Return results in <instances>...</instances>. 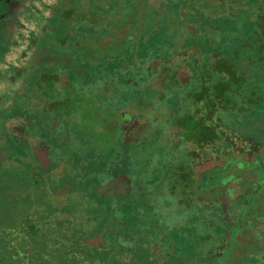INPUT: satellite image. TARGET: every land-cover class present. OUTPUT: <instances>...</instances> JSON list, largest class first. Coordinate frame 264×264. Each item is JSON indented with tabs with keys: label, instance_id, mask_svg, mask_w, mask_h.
Returning a JSON list of instances; mask_svg holds the SVG:
<instances>
[{
	"label": "rangeland",
	"instance_id": "obj_1",
	"mask_svg": "<svg viewBox=\"0 0 264 264\" xmlns=\"http://www.w3.org/2000/svg\"><path fill=\"white\" fill-rule=\"evenodd\" d=\"M166 1L151 0V6L158 13L157 19L145 27L141 34L137 33V29H130L123 41L114 49L104 51L100 58L87 57V61L98 58L107 61L111 58L112 81L106 76L96 80L90 88L85 85L84 91L78 90L84 94L82 102H76V98L69 95L71 90H68L66 97L47 105L48 107L67 105L69 117H73L75 121L67 122L70 139L66 146L54 151L51 167L46 171H39L37 175L39 180L32 177L34 166L30 167L29 161L26 162L24 157L17 162L10 155L9 162H0V264H206L211 256L217 253V245L215 246L214 242L218 228L215 222L209 224L208 221L206 225L198 220L196 230L201 233L194 235L192 239L194 247L196 246L194 249L196 255L188 259L187 254L182 255L180 252L164 254L162 257L156 249L163 247L162 240H168L171 236L172 231L164 229V224L173 221V217L165 216L162 231L160 233L156 231L159 234L152 240L150 237L154 236V230L148 227L146 233L133 220L134 215L141 217L140 199L132 209H129V205V211L125 214L118 207L114 210L112 196L108 199L107 196L98 195L101 193L100 190L107 188V181L114 172L112 168L104 171V167L111 159L99 152L101 147L95 143L93 136H101L102 142L109 140L112 134L117 132L121 141L124 136L121 126L127 120L126 113L136 117L139 122H143L149 112L159 116L157 122L148 126L149 131L158 130L159 137L150 138L145 149L139 144L129 149L132 152L129 159L130 171L127 172L129 176L133 175L134 171L135 175H138L143 167L142 161L147 157L156 156L160 150L158 145L162 142L168 144L173 142L170 135L176 128L175 122L184 126V136L196 143L204 142L208 135L214 138V132L206 127L205 117L180 115L174 120L168 116L170 110L175 107L171 105L173 102L180 104L182 111L189 112L196 108L197 113L201 112L200 108L205 104V98L202 96L206 91L198 90L202 88L201 82L207 78L202 73V63L199 62L196 68L194 57L188 56L182 49L186 37L192 34L191 29H199L202 35L201 43H205L210 37L222 43V47L229 44L231 50L233 38L238 40V44L247 40L248 46L237 53L238 58L244 65L256 66L257 51L261 44L260 47L254 44L257 42V28L264 35V14L258 11L254 4H250L251 0H243L240 6L235 3H222L224 9L219 17L223 20L219 28L212 30L204 27V23L212 14L213 6H217L221 0H209V5L207 0H193L198 5L197 9H193L196 13L193 22L167 10L162 5ZM64 2L65 0L62 3ZM61 7L62 5L59 6ZM114 10H118V13H113ZM129 11L130 6L124 0L112 9L113 16L116 17H122ZM55 13L56 18L51 20L49 38L57 45L58 50L62 51L60 48L63 44L62 37L67 29L83 26L86 20L76 19L67 22L59 17L58 9ZM250 24L251 29L241 32L242 28H248ZM108 29L109 26L104 24L97 33L103 35ZM158 31L162 34L156 37L155 32ZM221 37L225 41L221 42ZM261 41L264 46V36ZM45 48L47 49H44L45 55L56 56L59 53L51 51V47ZM224 54L229 53L225 51ZM211 69L214 72L209 78V83H215L219 66L212 65ZM236 70L235 65H228L223 69L227 77L218 83L219 85L214 86L218 89L213 93V99L207 102L208 107L212 108L216 103L221 104V97L224 94L220 92V88L228 87L230 83L234 90L228 94L229 112L236 110L241 104L245 108L249 103L252 104V94L248 89L252 81L248 74L237 76ZM65 72L66 77L71 78L74 75L70 69ZM232 73L235 74L232 76L230 75ZM85 74L92 77L95 75L91 71ZM60 75L58 74L59 77ZM259 76L260 72L254 77ZM51 79L50 75L43 77L47 84L52 82ZM33 80L38 79L35 76ZM79 85H73L76 91ZM237 87L241 90L237 91ZM55 88L57 90L54 97L64 93L61 81L56 82ZM191 88H197L193 91L195 100L191 98ZM23 100L28 102L27 99ZM192 103H195L196 107L191 106ZM72 111L75 112L71 113ZM215 111L220 112V107ZM66 117L63 114L59 115L57 130L63 127ZM1 118L2 110L0 124ZM33 120L36 125L40 121ZM116 121L119 122L118 128ZM246 122L245 132L248 133L252 129ZM75 134L82 136L80 143L75 141L73 137ZM145 135H149L148 131ZM43 137L54 147H58L62 140L60 134L48 133ZM163 138L168 139L162 141ZM4 140L8 147L13 145L9 137L5 136ZM20 150L23 151V148ZM125 167L122 166L123 169ZM32 208L35 209L33 220L38 221L39 229L43 228L45 232L42 236L37 233L26 243L20 244V249L28 253V258L10 259L8 255L13 251L2 241V231L7 226L15 227L26 218L25 214ZM185 215L186 212L180 211L182 218ZM96 236L102 237V241L96 245L86 241ZM12 240L17 243L16 238ZM156 245H159V248H156Z\"/></svg>",
	"mask_w": 264,
	"mask_h": 264
},
{
	"label": "flooded vegetation",
	"instance_id": "obj_2",
	"mask_svg": "<svg viewBox=\"0 0 264 264\" xmlns=\"http://www.w3.org/2000/svg\"><path fill=\"white\" fill-rule=\"evenodd\" d=\"M242 1L221 0L223 4ZM251 4L264 14V0H251ZM60 5L61 0H0V162H9L10 155L17 162L24 157L30 167L34 166L31 173L34 179H38L40 170L46 171L51 167L54 151L67 145L70 139L67 122L75 121L69 117L67 105H47L66 97L68 90H71L69 95L74 96L76 102H82L84 94L78 90L84 91L85 85L90 88L96 80L106 76L112 81L111 58L106 61L99 57L98 60L87 61L79 66L95 73L94 77L74 73L70 78L65 74L68 65L63 66L57 61V55L43 53L47 46L51 47V51L59 52L57 45L49 38V29ZM263 36L257 28L254 46L260 47L261 44V48L257 51L256 66L244 65L238 58L237 53L243 50L244 45L238 44L237 39L232 40L234 43L237 41L236 45H232L233 50L229 44L224 46L229 53L227 56L233 59L237 76L248 74L252 81L248 86L252 104L249 103L247 108L241 104L236 110L228 111V94L234 90L232 86L220 88L224 94L222 102L212 108L207 106V102L213 99V93L218 88H199V91L207 92L200 113H197L196 108L189 112L182 111L180 104L171 103L175 107L168 113L169 118L175 120L180 115L205 117L206 127L214 132V138L208 135L204 142L196 143L184 136V126L175 122L176 128L170 135L173 142L158 145L160 150L156 156L147 157L141 163L143 167L139 174L135 175L134 171L129 176L127 172L130 171L129 159L132 156L129 149L138 144L145 149L150 138L159 137L158 130L149 131L148 128L159 120V116L149 112L145 120L139 122L136 117L126 113L127 120L121 127L123 139L120 141L115 135L112 140L111 136L108 140L109 152H103L101 136H93L95 143L101 147L99 152L111 159L108 166L113 165L114 175L107 181V188L100 190V194L108 199L112 196L114 210L118 207L126 214L140 199L141 217L134 215L133 220L146 233L148 227L154 230V236L150 237L152 240L162 231L165 216L174 218L164 224V229L172 231L171 239L162 240L161 248L156 245L159 248L156 252L159 251L162 257L164 254L180 252L182 255L187 254L188 259L196 255L192 239L201 233L196 230L199 220L206 225L208 221L209 224L215 222L218 228L214 242L217 253L206 264H264ZM258 72L260 76L254 77ZM48 73L53 75L49 84L43 80ZM58 74H61L60 77ZM35 76L37 81L33 80ZM60 81L64 93L54 97L57 90L55 84ZM75 84H80L77 91L73 86ZM196 89H190L194 100L193 91ZM240 90L237 87V91ZM191 106L196 107L195 103ZM218 107L220 112L215 111ZM61 114L67 117L62 121L63 127L57 130V119ZM33 119L40 121L36 125ZM244 122L251 125V132H245ZM147 131L149 135L146 136ZM48 133L62 136L58 147L43 137ZM5 136L9 137L13 145L8 147L4 143ZM73 137L80 143V134ZM118 155L124 159L123 165L122 160H117ZM122 166H126L125 169ZM180 211L187 215L182 218Z\"/></svg>",
	"mask_w": 264,
	"mask_h": 264
},
{
	"label": "trees",
	"instance_id": "obj_3",
	"mask_svg": "<svg viewBox=\"0 0 264 264\" xmlns=\"http://www.w3.org/2000/svg\"><path fill=\"white\" fill-rule=\"evenodd\" d=\"M124 1L130 6V11L124 13L122 17H116L113 16V13H118V10H114L112 13V9L123 2V0H76L75 3L71 1L69 2V0H65V2L62 3L63 0H61L62 7L58 8L60 18L67 22H72L76 19H85L86 23L83 26L70 27L67 29L62 37L63 44L60 47L62 51H59L57 61L61 62L63 66L68 65V69L74 73L86 75L85 73L89 71L81 69L79 66L88 60V56L93 59L97 56L99 57L104 51H110L119 45L126 34L130 32V29H137V33L141 34L145 27L156 22L158 13L151 6V0ZM206 2L208 5L210 4L209 0ZM206 2H204V4ZM235 4L237 6L241 5L240 2H236ZM162 5H164L167 10L175 12L177 16L192 20V22L195 21L196 13L193 9H197L198 5L195 4L193 0H167L166 2H163ZM213 8L212 14L204 23V27L209 30L219 28L220 23L223 20L219 17V14H221L224 9L222 2L218 3L217 6H213ZM104 24L108 25L109 29L105 34L99 35L97 31ZM251 28L252 25L250 24V27L242 28L241 32ZM226 31L228 34V30ZM191 32L192 34L186 37L182 49L188 56L190 55L191 57H194L196 68L198 67L199 62L202 63V73L205 74L207 78L201 82V87L207 89L208 87L219 85L218 83L224 81L227 77L225 74L226 72H224L223 69L227 68L228 65L233 66V59L224 54L226 50L225 47H222V43L217 42L210 37L205 43H201L200 40L202 35L199 33V29H191ZM155 33L156 37L162 34V32L159 31ZM156 37L154 38L155 40L157 39ZM222 41H225V39L221 37V42ZM247 43V40L242 42L244 47L248 45ZM232 44L236 45V43ZM212 65L219 66V72L216 74L217 80L215 83H209V78L212 77V72H214L211 69ZM233 74L235 73L230 75L233 76ZM48 75H50V78L53 77L50 73H48ZM231 84L232 83H230L228 87H231ZM206 96L207 92L202 97L205 98ZM116 122L118 128L119 122ZM115 135H117V132L116 134L115 132L112 134V140ZM101 146L103 152L110 151L108 140L102 141ZM120 149L121 148H118L117 150ZM117 160H122L123 165L124 159L120 158L119 155L117 156ZM110 168L113 170V165L112 167L107 165L104 167V171ZM98 195L104 197L102 194ZM34 210L35 209L32 208L26 213V218L18 222L15 227L7 226L4 228L5 230L2 231V241L7 243L8 249L13 251L8 255L10 259L28 258V253H25L20 249V244L26 243L30 238L37 235V233H40L38 235L42 236L45 232V229H39V222L33 220ZM13 238L17 239V243L12 240Z\"/></svg>",
	"mask_w": 264,
	"mask_h": 264
},
{
	"label": "water",
	"instance_id": "obj_4",
	"mask_svg": "<svg viewBox=\"0 0 264 264\" xmlns=\"http://www.w3.org/2000/svg\"><path fill=\"white\" fill-rule=\"evenodd\" d=\"M126 140L128 141L129 139L126 138ZM87 242H90L91 244L96 245V243H99L102 241V237L101 236H96L95 238H91V239H86Z\"/></svg>",
	"mask_w": 264,
	"mask_h": 264
}]
</instances>
